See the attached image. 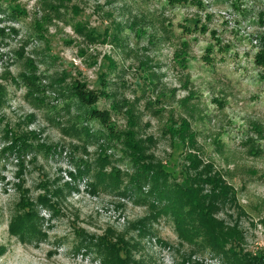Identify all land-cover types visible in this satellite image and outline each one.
I'll use <instances>...</instances> for the list:
<instances>
[{
	"label": "rangeland",
	"instance_id": "374dc122",
	"mask_svg": "<svg viewBox=\"0 0 264 264\" xmlns=\"http://www.w3.org/2000/svg\"><path fill=\"white\" fill-rule=\"evenodd\" d=\"M261 52L264 0H0V264H242L153 214L136 153L210 166L225 250L264 249Z\"/></svg>",
	"mask_w": 264,
	"mask_h": 264
},
{
	"label": "trees",
	"instance_id": "16d2710c",
	"mask_svg": "<svg viewBox=\"0 0 264 264\" xmlns=\"http://www.w3.org/2000/svg\"><path fill=\"white\" fill-rule=\"evenodd\" d=\"M175 1L183 2L185 0ZM256 60L259 65H264V53L256 55ZM91 113L96 114L97 112L91 111ZM129 135V132L124 134L128 137ZM125 148L134 151L136 144L128 142ZM186 158L189 161V166L194 168L195 176H186L180 185L177 183L168 185V174L161 164L154 163L150 157L146 158L140 153L130 157L135 169H138V171L136 169L137 175L133 178V183L139 185L138 180L142 178V183L151 184L147 193L153 195V199L150 201L153 214L171 215L178 237L190 244L207 245L213 253L220 255H239L241 258L239 261L242 264H264V249L255 254L243 253L240 248L239 251H236V247L233 246L225 250V246L232 242L237 244L243 242L238 230L225 228L222 222H218L214 218L218 209V206H215L216 203L221 199H226L229 193L227 185L218 175L212 174L210 166H203L199 170L200 160L195 156L189 154ZM107 175L111 179L110 183L117 188L118 171L113 170ZM206 187L210 191L206 192ZM137 188L139 187L137 186ZM164 200L165 202H163ZM196 239H199V242ZM102 246L104 249L108 247L106 244ZM108 259L112 264L122 262L113 254L108 255ZM129 262L124 264H129Z\"/></svg>",
	"mask_w": 264,
	"mask_h": 264
}]
</instances>
